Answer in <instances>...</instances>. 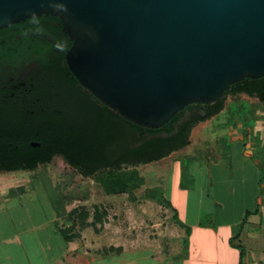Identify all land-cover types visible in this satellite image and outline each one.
Returning <instances> with one entry per match:
<instances>
[{
  "label": "water",
  "instance_id": "water-1",
  "mask_svg": "<svg viewBox=\"0 0 264 264\" xmlns=\"http://www.w3.org/2000/svg\"><path fill=\"white\" fill-rule=\"evenodd\" d=\"M42 14L61 18L79 83L144 127L264 76V0H0V28Z\"/></svg>",
  "mask_w": 264,
  "mask_h": 264
},
{
  "label": "rangeland",
  "instance_id": "rangeland-1",
  "mask_svg": "<svg viewBox=\"0 0 264 264\" xmlns=\"http://www.w3.org/2000/svg\"><path fill=\"white\" fill-rule=\"evenodd\" d=\"M247 148L250 155L244 153ZM132 168L146 180L132 197L125 193L108 196L93 176L84 175L61 157L32 171L0 172V242L12 231L32 235L41 231L44 238L52 235L46 244L55 246L59 237L53 233L51 220L62 206L66 212L86 207L91 212L89 221L96 206L106 207L112 232L122 217H154L158 204L183 219L181 211L188 193H193L199 198L202 223L214 227L215 237L208 230L202 250L207 251V259L219 257V263L208 264H264V101L245 93L228 94L224 110L193 128L187 147ZM254 187L258 190L255 199ZM156 193L159 200L152 198ZM62 216L65 227L69 222ZM96 227L101 229V224ZM95 229L88 228L84 234L88 245L93 241L94 249L101 251L113 243L112 236H97ZM228 237L233 249L228 248ZM62 241L65 249L68 244ZM0 249L4 250L3 244ZM137 252L107 257L119 260Z\"/></svg>",
  "mask_w": 264,
  "mask_h": 264
},
{
  "label": "trees",
  "instance_id": "trees-1",
  "mask_svg": "<svg viewBox=\"0 0 264 264\" xmlns=\"http://www.w3.org/2000/svg\"><path fill=\"white\" fill-rule=\"evenodd\" d=\"M68 72L72 74L71 71ZM74 80L79 83L76 77ZM240 93L264 101V76L257 79L247 77L245 81L231 85L218 100L208 104H189L162 127L148 128L114 113L79 83V108L76 118L69 117L62 126H49V137L43 143L42 149L34 153L38 157H34L26 166L0 170L32 171L40 164L61 156L84 175L93 176L105 194L125 193L132 197L133 191L141 188L146 181L132 167L159 161L187 147L193 128L199 122L224 110L225 97L228 94ZM201 106L206 110L205 115L199 111ZM188 112L196 114L188 118ZM152 198L159 200L157 193ZM57 209L58 215H64L73 222L72 226L64 229L67 240L80 236L78 230L89 226H94L95 231L99 232L101 229L96 227L97 224L102 225L108 215L103 206L94 208L92 221L88 220L91 212L84 206L69 212L63 206Z\"/></svg>",
  "mask_w": 264,
  "mask_h": 264
},
{
  "label": "flooded vegetation",
  "instance_id": "flooded-vegetation-1",
  "mask_svg": "<svg viewBox=\"0 0 264 264\" xmlns=\"http://www.w3.org/2000/svg\"><path fill=\"white\" fill-rule=\"evenodd\" d=\"M71 45L61 18L52 14L0 28V169L26 166L38 157L49 126L76 118L79 83L66 63ZM199 111L206 114L204 106Z\"/></svg>",
  "mask_w": 264,
  "mask_h": 264
},
{
  "label": "crops",
  "instance_id": "crops-1",
  "mask_svg": "<svg viewBox=\"0 0 264 264\" xmlns=\"http://www.w3.org/2000/svg\"><path fill=\"white\" fill-rule=\"evenodd\" d=\"M238 138L241 139L242 137L238 135ZM244 153L250 155L252 151L247 148ZM257 192V188L254 187L252 190L253 199H255ZM146 201L149 202V200ZM104 208L108 211V215L101 225V230L99 232L95 231V234L97 236H100V234L111 235L113 243L110 242L101 251L100 249H94L93 241H90L91 246L88 245L84 234L88 228H93L94 226H89L81 231L78 230L80 236L72 240H67L64 229L72 226L73 222L65 217L69 224L67 223L64 227L62 221L63 216L55 213L54 218L51 220V222H55L53 225V233L55 235L58 234L57 236L59 237L57 239L55 236L57 240L55 246L46 244L47 242L49 243L52 235L44 238L43 235H40L41 231L34 235L28 231L25 233L12 231L7 238L0 242L1 245H4V250L1 251L0 249L4 253L2 254L0 252V264L219 263V257L214 259L208 258V260L206 255L207 251L202 250V245L205 244L203 240L207 239L205 238L207 236L206 232L208 230L214 232V227H206L202 223V210L199 198L193 193H188L186 206L181 211L183 219L179 215L177 216L171 212V209L168 207L158 204V207H155L154 210L155 216L152 217V214L151 220L148 217L144 219V217L140 218L139 216H129L126 219L127 216H125L119 220L118 226L117 224L114 226L113 232L109 229V227H112L109 225L111 224L109 223V210L106 207ZM43 227L46 228V225L44 224ZM38 229L41 230L40 227ZM211 237H215V232ZM229 237V242L227 243L228 248L233 249L234 242L232 240L230 241ZM62 240L68 244V246H65V249H63ZM130 250L134 252L138 251L137 255L124 257L119 260H111L107 257V255L113 253L123 256V254ZM216 255H218L217 252Z\"/></svg>",
  "mask_w": 264,
  "mask_h": 264
}]
</instances>
